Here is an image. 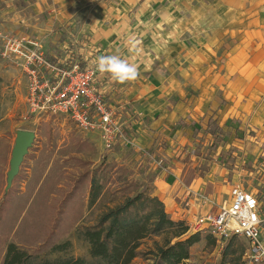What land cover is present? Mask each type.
I'll return each instance as SVG.
<instances>
[{"label":"crops","instance_id":"0c3cea01","mask_svg":"<svg viewBox=\"0 0 264 264\" xmlns=\"http://www.w3.org/2000/svg\"><path fill=\"white\" fill-rule=\"evenodd\" d=\"M0 34L40 40L54 62L95 68L115 54L137 66L133 81L96 72L94 85L133 144L118 139L117 147L164 160L153 195L173 220L190 226L197 210L184 202L195 194L228 197L233 183L221 185L217 156L229 133L239 160L264 165V0H0ZM208 121L224 133L222 146L204 134Z\"/></svg>","mask_w":264,"mask_h":264},{"label":"rangeland","instance_id":"374dc122","mask_svg":"<svg viewBox=\"0 0 264 264\" xmlns=\"http://www.w3.org/2000/svg\"><path fill=\"white\" fill-rule=\"evenodd\" d=\"M0 80V206L4 203L5 208L0 217V264L9 244L21 246L39 258H89V247L78 239L76 231L81 225L93 224L108 206L112 207L121 201V193L118 191L120 185L107 186L100 200L92 207L87 202V183L76 196L63 203L65 196L73 189L78 175L85 170L92 173L99 166H123L130 172L131 179L143 184L149 180L148 185L153 194L158 170L152 169L146 155L144 158L141 153L121 149L117 145L105 150L98 134L79 132L63 116L31 117L25 101V75L15 64L1 58ZM208 116L217 123L220 121L215 118L214 112H210ZM233 129L231 128V132ZM19 132L32 133L34 141L14 177L13 185L17 193H10L9 200L4 202L10 179V160ZM242 137L240 134L238 139L241 141ZM90 139L94 141V146ZM199 144L200 142L195 151L202 153L205 148ZM211 149L214 150L213 147ZM219 150L217 162L226 170L224 179L227 181V184L221 185L239 184L256 194L264 204V176L261 178L259 175L264 170L263 163L256 160L253 169L247 156L242 161L239 160L244 152L239 143L232 141L230 133L227 142ZM259 159H263V154ZM201 233L203 237L210 235L211 238L192 246L191 257L186 264H220L222 246L232 236L222 241L209 230ZM213 238L216 239L214 244ZM161 239L162 237L155 238L158 241ZM235 239L246 251V241L239 236H235ZM65 243L66 250L60 252L56 249L57 245ZM151 246L152 241H146L141 250ZM245 251L243 259L246 258ZM132 264L148 262L136 258ZM245 264L251 263L247 260Z\"/></svg>","mask_w":264,"mask_h":264},{"label":"built area","instance_id":"2783aa9c","mask_svg":"<svg viewBox=\"0 0 264 264\" xmlns=\"http://www.w3.org/2000/svg\"><path fill=\"white\" fill-rule=\"evenodd\" d=\"M0 38V58L15 64L25 75V101L31 117L63 116L81 133H98L105 150L116 145L118 139L125 146L133 145L131 139L122 134V127L115 118L116 109L95 88V68L82 67L81 62L74 59L49 60L38 39L18 38L12 34H0ZM147 158L154 169H165L162 158L151 154H147ZM192 200L197 213L189 226L191 230H209L222 241L230 236L242 237L247 243L248 262L264 264V204L256 194L234 184L228 197L220 202L195 194L184 206H191ZM205 204L211 208L200 214Z\"/></svg>","mask_w":264,"mask_h":264},{"label":"trees","instance_id":"16d2710c","mask_svg":"<svg viewBox=\"0 0 264 264\" xmlns=\"http://www.w3.org/2000/svg\"><path fill=\"white\" fill-rule=\"evenodd\" d=\"M209 121L204 134L211 135L213 146H222L224 133L215 121ZM176 126L184 127L185 124L180 121ZM129 174L125 167L116 165L99 166L92 173L85 170L78 175L73 189L63 200L67 203L87 183V202L92 207L107 186L120 185L121 201L108 206L93 224L81 225L76 231L78 239L89 247V258H39L21 246L9 244L1 264H132L136 258H142L148 264H186L191 257L192 246L203 239L207 241L211 236L203 237L201 231L191 233L184 221L173 220L163 202L152 194L148 185L150 181L143 184L131 179ZM14 180L5 193L4 202L9 200L10 193H17ZM3 204L0 206V217L5 210ZM157 237H162L161 241L155 240ZM149 240L152 246L141 250V246ZM215 241L213 238V244ZM66 246L67 243L57 245L56 249L61 252L66 250ZM244 251L235 236L230 237L222 246L220 264H245L247 258L243 259Z\"/></svg>","mask_w":264,"mask_h":264},{"label":"clouds","instance_id":"9594fccd","mask_svg":"<svg viewBox=\"0 0 264 264\" xmlns=\"http://www.w3.org/2000/svg\"><path fill=\"white\" fill-rule=\"evenodd\" d=\"M95 71L101 75L106 74L110 80L120 84L133 81L138 76L135 64H130L115 54L98 57L95 61Z\"/></svg>","mask_w":264,"mask_h":264},{"label":"water","instance_id":"95a60500","mask_svg":"<svg viewBox=\"0 0 264 264\" xmlns=\"http://www.w3.org/2000/svg\"><path fill=\"white\" fill-rule=\"evenodd\" d=\"M34 141V135L30 132H19L17 142L14 150L12 151V158L10 160L11 171L9 174L8 188L11 185L12 179L17 174V169L22 159L27 154V151Z\"/></svg>","mask_w":264,"mask_h":264}]
</instances>
